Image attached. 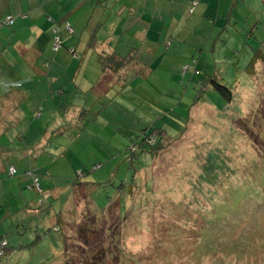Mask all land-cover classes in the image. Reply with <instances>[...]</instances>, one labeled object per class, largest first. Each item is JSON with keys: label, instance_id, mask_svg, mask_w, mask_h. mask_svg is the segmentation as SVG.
Wrapping results in <instances>:
<instances>
[{"label": "rangeland", "instance_id": "rangeland-1", "mask_svg": "<svg viewBox=\"0 0 264 264\" xmlns=\"http://www.w3.org/2000/svg\"><path fill=\"white\" fill-rule=\"evenodd\" d=\"M15 2L0 0V5ZM263 2L239 1L235 13L240 18L227 25L219 21L207 30L198 25L192 33L194 25L188 24L181 36L188 41L175 37L173 45L163 46L167 38L155 47V54L135 56L150 64V82L144 85L130 74L127 83L107 87L102 96L91 90L102 67L95 52L83 58L87 36L80 41L82 28L72 35L61 33L64 46L58 50L53 41L42 54L30 50L33 65L24 56L16 58L13 67L0 65V97L21 91L26 99L20 106L0 103V134L7 131L0 137V239L11 249L0 264H60L64 243L57 231L59 218L67 237L85 227L92 242L104 225L111 232L108 237L124 249L125 264H264V213L258 212L257 203L264 202V162L250 153L253 143L257 150V136L264 144V67L256 74L247 69L252 48L263 43L252 39L242 49L251 21L264 14ZM106 11L111 13L95 7L92 19H101ZM31 33L11 38L10 28H5L0 50L11 51L19 38H35ZM194 59L198 66L192 65ZM42 71L46 75L38 76ZM208 77L232 90L231 102L215 92L212 83L206 82L203 91ZM149 130H165L164 137L157 135L159 142L164 138L165 146L172 144L155 155L145 150L129 159L133 144ZM205 162L212 167L207 183L199 167ZM227 164L241 168L242 177L225 180L222 186ZM76 181L87 183L82 188L90 196L89 205L82 191L75 194L77 213L70 206ZM177 190L187 211L198 210L192 206L194 190L211 201L240 200L238 208L251 221L203 234L201 209L190 217L194 224L182 212L169 211ZM232 190L239 191L228 197ZM88 208L98 218L109 212L108 218L96 220ZM81 220L86 223L77 226ZM68 242L86 245L80 236ZM81 248L79 255L67 256L72 264L80 263ZM93 257L85 256L84 264H101Z\"/></svg>", "mask_w": 264, "mask_h": 264}, {"label": "trees", "instance_id": "trees-1", "mask_svg": "<svg viewBox=\"0 0 264 264\" xmlns=\"http://www.w3.org/2000/svg\"><path fill=\"white\" fill-rule=\"evenodd\" d=\"M24 1V0H23ZM22 0H16L15 3H20L22 5H24V8H26L25 6H28L29 4H25ZM100 2V6L104 7L106 6L105 0H98V3ZM64 5H67L68 0H64L63 1ZM40 4V2L38 3ZM45 4L42 2V5ZM34 5V4H32ZM198 5V1L197 0H192L191 1V5L188 9V12L190 14H193L194 12V8L195 6ZM262 5H264V2L262 3ZM12 6H14L13 4L10 5V8H5V10L3 9L4 5H1L0 8H2L3 10H0V30L3 27L6 28H10V32L13 34H20V32H27L30 30V28H32L34 25H32V23L30 22V20L28 19L29 13L26 10H22V11H16L12 8ZM46 7V5H45ZM46 12L44 13L43 17L41 18V23L38 26H43L42 30H47L49 31L51 34H53V37H51V39H53V43H54V49L58 50L60 47L64 46V43L62 42V38H61V33L66 32L69 35H72L75 33V30L73 28V25H71V23L68 22V19L66 17L67 13V9L66 11H62L61 8H56V7H48L45 9ZM252 11V10H250ZM252 16V15H251ZM254 17V16H253ZM255 19V18H254ZM102 24L98 25L97 28H101ZM13 30H12V29ZM29 28V29H28ZM97 28L93 31L90 40L87 43L86 46V50L90 51L93 50L92 52H95L98 54L99 57V61L102 67V71H101V75L98 78L97 82L94 83L93 87H92V92L95 93L96 95L102 96L105 92V90L107 89V87L109 86H118L121 84H125L128 81V75L133 74L134 76L141 78L142 83L144 85H146V83L150 82L151 80L150 78V74L153 73V71L148 70V67H150V64L143 61L141 62L140 60H136L137 55H139L140 51H138V49H133V48H129L128 45H124V44H117L115 47L111 46V42L106 43V39H104V42H102V40H99L98 37V30ZM46 31V32H47ZM31 32V31H29ZM50 34V36H51ZM2 35V34H1ZM0 35V37H1ZM69 38L68 36H64V39ZM245 38L246 41L244 42V44L242 45V49L245 48V45L248 44V42L250 40H254L258 41L260 43H263L262 46H258L256 48H252L253 51V56L251 59V62L249 63L247 69L248 72H252L256 74L257 72V68H262L264 67V14H262V16L260 17V19H258L256 21V25L255 27L253 26L252 29L245 31ZM22 39V38H21ZM31 38H26V39H22V40H30ZM69 41V40H68ZM102 46L101 52L98 51V48ZM119 48H124L123 52H120L118 49ZM239 49H241V46H239ZM126 50H128V52H125ZM73 56L76 55V50L73 49L70 52ZM87 53V52H86ZM84 55V54H83ZM81 63H84V60H82ZM199 65V61L194 59V64L192 65ZM260 65V66H258ZM46 67L50 68V64L48 62H46ZM143 68V69H142ZM138 72V74H137ZM38 76H45V72H37ZM209 82L212 83L213 87L212 89L215 92L220 93L225 99L226 101L231 102L233 99V93L232 90L226 86V84H221V82L217 79V78H212V77H208L204 80V85H203V91L206 90V85L205 83ZM104 87V90H101L100 88ZM124 87V86H123ZM145 88H148V86H146ZM25 101L22 100L21 103ZM20 106V105H19ZM219 112V111H218ZM218 115V114H217ZM26 121V118H25ZM238 123V122H237ZM239 125V124H238ZM240 127V126H239ZM187 129V128H186ZM1 130V129H0ZM3 132L0 134V137L3 134H6L7 131L2 129ZM165 134V130H158V131H148L146 133H144L142 136H140L139 140L133 144V146L131 147V152L128 155L129 159H133V157L135 155H139L142 152H144L145 150L151 151L150 155H155L157 153L158 150H164L165 147H168L172 144V142L168 143L167 146H165L163 143V139L162 138L159 142V135H163L164 137ZM158 135V136H157ZM182 136H179L176 141L181 140ZM258 137V142L259 144H257L255 149L254 147V143L252 144V147L254 150L253 152H250L252 154V157H254L256 160L258 159V157H260L261 162H264V144L263 142L260 140V137ZM168 140V139H167ZM166 140V141H167ZM250 142V141H249ZM262 148V149H261ZM229 159V163L232 161L230 158ZM256 163V161L254 162V164ZM206 165L203 166H199L200 168L202 167V172L201 174H205L204 178H205V183H207V179L208 176L206 175L207 171L212 169V167L210 168L208 166V164L205 162ZM251 164H249L250 166ZM264 166V163L263 165ZM16 173V172H15ZM14 173V175H15ZM11 175V174H10ZM13 175V176H14ZM242 175V170L241 168L238 167H233L230 166L229 164H227L226 168H225V174L223 175V178L221 180L222 182V186L225 185V180L227 181H231L233 178H235L236 176H241ZM40 179H36V182H39ZM38 183H36L37 185H39ZM84 184L87 183H77V181L74 183V186L72 188V196H71V202H70V206H73V211L77 213L76 208L77 205L75 204V199L74 196L75 194H78L80 191H82V195L84 196V198H87V201L89 202L90 205V201H89V195H87V189H83L82 187L84 186ZM195 186V181H193V183L190 185V189L188 190L189 193H191L192 189H194ZM216 186V185H214ZM39 188L42 189L41 184L38 186ZM191 190V191H190ZM239 190H232L230 191L227 196L228 197H234L236 195V193ZM174 199H171L172 201V208L169 210L171 212H182L184 215L188 216V220L193 222L194 224V217L192 220H190V217H192V215L195 214L196 211L199 210L201 213L198 214L200 216H202L203 220H204V226L201 229V232L203 234H208L212 231V229L214 228V230L218 229L221 230L220 232L224 231V226H228L229 228H235V227H242L244 226V224L248 223L251 221V218L248 217L246 215V212H243L241 209L238 208L237 203L238 201L233 200L231 198L228 199V201H223V200H216V201H211L208 199V195L206 196H200L199 194L195 193L193 190V195H192V201H193V207L195 206L196 208H198V210H194L193 208H191V210L187 211L186 210V205L187 202H183L181 201V198L178 196L179 191L177 190L176 192H174ZM82 196V197H83ZM189 201V200H187ZM242 201H248V200H242ZM182 203V210L180 209ZM259 207L261 208L260 211L258 212H262L264 213L263 207H264V202L260 203L257 202ZM256 205V202L254 203ZM257 206V205H256ZM92 207V206H91ZM112 207V206H111ZM111 207L109 209V212H111ZM180 209V210H178ZM229 211H228V210ZM86 210V209H85ZM203 210V211H202ZM88 212H90V214L96 219H105L108 218V213H105L104 215H106L103 218H98L97 216H95L91 210H87ZM87 214V212H86ZM83 215H85V212H83ZM196 216V215H195ZM84 222V223H82ZM121 222L120 216H119V223ZM64 221L62 218H59V228H57L58 232L62 233L63 236V243H64V251H63V260L61 261L60 264H72L73 262H71L69 260V258L67 256H69L70 253L72 252H77L76 255H79L80 253H78L80 251L79 248H81L83 251H81L82 254V258L80 260L79 264H84L86 262V260L84 259L85 256H87L88 258H91L92 256H94L93 258L101 264H125L122 260H124V257L122 254L125 253L124 249L121 248L117 243L114 242V238L110 239L108 236L110 235V231H108L107 229L104 228V225L101 226L100 230L98 231L99 234L98 236L94 239V242L89 241V239L87 240V233H86V229L85 227L83 228V232L78 233V231H76L74 234L69 235L68 237L66 236V233L63 231V225H64ZM86 222L85 220H81L80 223H77L78 225H84ZM118 223V224H119ZM89 224V223H87ZM118 226V225H116ZM114 226V228L116 227ZM221 227V228H219ZM102 229V230H101ZM121 229H122V224H121ZM88 232L92 233L93 230H88ZM77 233V235H76ZM100 235V237H99ZM76 236H80L81 240H83L86 245H81L80 242H71L69 243V240H73L75 239ZM99 237L98 241L97 238ZM106 237H108L106 239ZM124 239V238H123ZM119 240V239H118ZM70 245L72 247H70ZM97 249V250H96ZM10 248L8 247V242L5 239H0V259L2 257H4L8 252H10ZM91 254V255H89ZM130 258V256H128ZM130 262L128 261V264Z\"/></svg>", "mask_w": 264, "mask_h": 264}, {"label": "crops", "instance_id": "crops-1", "mask_svg": "<svg viewBox=\"0 0 264 264\" xmlns=\"http://www.w3.org/2000/svg\"><path fill=\"white\" fill-rule=\"evenodd\" d=\"M63 1L40 0V4H29L25 6L26 8L20 3H13L14 6L12 8L14 10L28 11V19L34 25L29 31H32L31 35L35 38L30 40L19 38L12 42L14 46L11 51L7 47L0 50V65L13 67L15 66L14 61L16 58L23 56L28 59L29 65H33L27 56L30 50L34 52L35 56L45 52V44H50L52 41L51 33L47 30H42L43 26L38 25H40L41 18L48 7L61 8L62 11L67 9L66 17L68 22L73 27L75 26V32L82 28L80 41L84 39V35L87 36L86 44L83 48V58H86L93 51H85L87 43L93 31L100 24H102V27L97 28V30L99 29L97 34L102 42L106 39V43L109 44L111 42V46L115 47L118 39L120 40V45H128L129 48L138 49L142 54L152 55L156 53L155 47L162 45L161 43L166 41L167 38H169L168 44L164 43L163 46L169 47L173 45V41L176 39L178 41H188L185 37H181L188 24L192 23L194 25V30L192 31L194 33L198 25L199 27L207 26V30L210 27H217L216 25L219 21H221L222 25H224V22L227 25L231 20H238L237 17L240 18V16L235 13L237 11L236 6L239 1L243 0H197L198 5L195 6L193 14L188 12L192 0H105L106 6L103 9H111V13L107 11L102 13L99 20L92 19L93 16L91 15L95 7H101L98 0H68L67 5H64ZM42 2L45 4L42 5ZM229 2L232 3L230 4L231 6H229ZM10 5L11 3L5 4L3 9L10 8ZM3 9L0 8V10ZM246 10L247 8L243 9L244 12ZM111 16L113 17L112 20L110 19ZM248 17L250 19V15ZM251 24L254 27L256 25L254 21H251ZM5 28L3 27L0 30V35L5 31ZM15 36L16 34L11 33V38ZM132 41L136 42L137 45L132 46ZM3 44L5 43L0 42V46ZM71 45L74 46V43ZM75 47L79 49L78 44ZM101 49L102 46L98 48V51L101 52ZM118 50L123 52L124 48H119ZM125 52H128V50ZM0 100L2 101L0 102L1 106L11 107L21 105V101L26 99L25 95L18 91V93L11 92L3 95Z\"/></svg>", "mask_w": 264, "mask_h": 264}]
</instances>
